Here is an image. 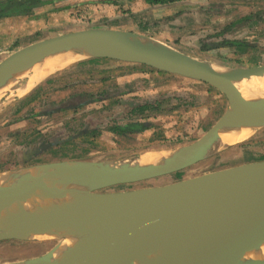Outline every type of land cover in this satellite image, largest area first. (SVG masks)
<instances>
[{
	"label": "rangeland",
	"instance_id": "rangeland-1",
	"mask_svg": "<svg viewBox=\"0 0 264 264\" xmlns=\"http://www.w3.org/2000/svg\"><path fill=\"white\" fill-rule=\"evenodd\" d=\"M42 1L50 6L0 18V63L37 41L111 29L148 37L228 69L264 65V0ZM247 16L251 18L224 31ZM235 40L244 44H228ZM76 63L50 74L24 95L19 93L27 81L24 76L0 90V172L72 161L112 163L176 150L203 137L229 109L227 97L200 81L119 60L115 66L77 68ZM15 98L21 99L12 102ZM143 106L148 109L142 111ZM137 120L147 125L140 133L115 131ZM227 145L185 171L121 189L165 185L262 160L264 128ZM61 243L60 238L0 241V264L40 257Z\"/></svg>",
	"mask_w": 264,
	"mask_h": 264
},
{
	"label": "water",
	"instance_id": "water-1",
	"mask_svg": "<svg viewBox=\"0 0 264 264\" xmlns=\"http://www.w3.org/2000/svg\"><path fill=\"white\" fill-rule=\"evenodd\" d=\"M144 41L157 42L131 32L88 29L37 41L0 63L1 90L29 64L63 51L92 47L97 52L114 54L92 58L138 63L200 81L229 100L228 111L203 137L189 146L166 151L174 156L154 166L134 164L138 157L112 163L72 161L0 172L38 169L43 176L57 167L81 168L62 183L63 187L56 184L57 195L47 193L43 178L0 188V223L1 219L7 222L6 228L0 224V241L62 239L60 245L40 257L6 264H48L65 240V234L54 232L65 227L71 232L81 229L88 236L78 240L77 249L81 251L66 253L60 264H99L96 248L105 251L101 264H264V258L248 260L249 251L264 243V160L165 185L121 189L199 164L226 146L215 149L221 131L236 127L237 117L259 125L254 132L264 128V97L241 84L245 79L264 78V65L228 69L163 43L158 42L165 50L144 45ZM216 67L230 73L224 74ZM235 104L239 107L237 113L232 110ZM66 184L78 185L79 193L68 192L64 189ZM36 192L55 199L56 208L37 215L24 212L25 201ZM12 209L21 210L20 217ZM31 234L44 237L34 238Z\"/></svg>",
	"mask_w": 264,
	"mask_h": 264
},
{
	"label": "bare ground",
	"instance_id": "bare-ground-1",
	"mask_svg": "<svg viewBox=\"0 0 264 264\" xmlns=\"http://www.w3.org/2000/svg\"><path fill=\"white\" fill-rule=\"evenodd\" d=\"M145 43V44H144ZM144 45H153L156 49L165 50L163 47H161V44L158 42H154L152 44L144 41ZM98 55H108V56H114V54H110V52H97L94 48L88 47L83 48L79 50H68L63 51L60 53H57L55 55H51L49 57H45L41 59L40 61H36L35 63L29 64L26 67L23 68L22 71H24L20 76L17 78L24 76L27 81L26 84L20 89L19 93L21 95H24L27 93L31 88H33L39 81L43 80L50 74H53L69 65L70 63H76L79 61L87 60L89 58H92L93 56ZM224 74H229V70L222 67H216ZM20 71V72H22ZM15 84V83H14ZM243 88H249L253 91H257L261 96L264 97V78L260 79H252L248 80L245 79L241 82ZM3 89V88H2ZM17 96V95H16ZM233 111L236 113L239 112V107L237 104L233 106ZM239 116V115H237ZM238 122H236V127L227 128V130L221 131L219 144L215 147L219 148L221 145H227L231 142H241L244 140H247L250 138V136L253 134V132L258 128L259 125L252 124L249 121L245 119H241L240 117H237ZM214 149V150H215ZM213 151V150H212ZM174 155H172L171 152H154V153H146L143 154L140 159L137 162H134V164H137L139 166H154L157 164H160L166 160H168L170 157L172 158ZM131 164V163H129ZM81 170V168H77V166H70V167H57L54 171L40 176L41 173L38 169H30L28 171H23L21 173H0V188L4 187H12L14 185L23 183L25 181L34 182L41 178H43L44 185L47 184V193L49 194H58L56 184L63 187L62 183L66 182V179H69L68 177L72 178V174L77 171ZM74 176V175H73ZM40 177V178H39ZM48 181L50 183H48ZM65 184V183H64ZM64 189H67L68 192H73V194H78L80 191V187L78 185H65ZM85 191L84 189H81V191ZM64 192V191H61ZM55 196V195H52ZM69 198V197H67ZM25 207L24 212L29 214H40L43 212H49L56 208V202L55 199H49L44 198L43 195L40 193H34L30 196L29 199L25 201ZM44 202V203H42ZM67 202L64 200V203ZM7 210H11L9 207L6 208ZM13 212H16V216L20 217L21 210L17 211L15 209H12ZM1 226L7 227L5 221L1 219ZM85 227V226H84ZM72 229L64 228V229H58L57 232H54L55 234H65V240L63 244L60 246V248L55 252L54 256L50 259L48 264H60L63 256L68 254H77L81 250H78L77 243L78 240L82 239L84 240L87 238L88 233L81 232L79 230H74L73 232L69 231ZM83 230V229H82ZM75 232V233H74ZM30 236L37 238V237H44L40 235L31 234ZM48 240H55L54 238H48ZM85 245V244H83ZM86 254V253H85ZM95 256L97 257V263L99 264L103 263V257L105 254V251L101 250L100 248L95 249ZM87 255V254H86ZM62 257V258H61ZM256 258H264V243L256 248H252V250L249 251L248 260H253ZM93 259V258H92ZM95 260V258L93 259Z\"/></svg>",
	"mask_w": 264,
	"mask_h": 264
},
{
	"label": "trees",
	"instance_id": "trees-1",
	"mask_svg": "<svg viewBox=\"0 0 264 264\" xmlns=\"http://www.w3.org/2000/svg\"><path fill=\"white\" fill-rule=\"evenodd\" d=\"M147 3L149 4H158V3H174L180 0H146ZM46 2L39 0V2H34L33 4H29V3H24V4H14V5H10L8 2H0V18H4V17H10V16H16V15H23V14H28L30 12V8L31 7H36L38 5H45ZM32 5V6H30ZM251 18V16H247L242 18L241 20H239L236 23L230 24L229 26H227L224 31L231 29L233 26L240 24L242 22H245L247 20H249ZM220 43H216L214 45L208 46V47H217ZM231 46H241L244 44V42H240V41H232L228 43ZM116 61L117 60H111V59H106V58H92V59H87V60H83L80 62H77L75 65L77 68H85V67H96L99 66V64H109L111 66H115L116 65ZM123 63V62H121ZM120 63V64H121ZM142 111L148 109L146 106L141 107ZM147 127V125L143 122H139L136 124H130L129 126H117V128L115 130H118L120 132H126L127 130H131V129H139L140 131H142L143 129H145ZM264 160V158L262 159Z\"/></svg>",
	"mask_w": 264,
	"mask_h": 264
},
{
	"label": "flooded vegetation",
	"instance_id": "flooded-vegetation-1",
	"mask_svg": "<svg viewBox=\"0 0 264 264\" xmlns=\"http://www.w3.org/2000/svg\"><path fill=\"white\" fill-rule=\"evenodd\" d=\"M140 121H135V122H132V123H130V124H136V123H139ZM143 123V122H142ZM118 126H122V125H118ZM124 126V125H123ZM127 126H129V125H127ZM117 128V127H116ZM116 132H118V133H122L123 135L124 134H128V133H140L141 131L139 130V129H131V130H127L126 132H120V131H118V130H115Z\"/></svg>",
	"mask_w": 264,
	"mask_h": 264
},
{
	"label": "crops",
	"instance_id": "crops-1",
	"mask_svg": "<svg viewBox=\"0 0 264 264\" xmlns=\"http://www.w3.org/2000/svg\"><path fill=\"white\" fill-rule=\"evenodd\" d=\"M45 6H50L49 4H47V5H45ZM21 89V88H20ZM33 89V88H32ZM19 99H21V98H15L12 102H14V101H17V100H19ZM7 241H20V240H7Z\"/></svg>",
	"mask_w": 264,
	"mask_h": 264
}]
</instances>
